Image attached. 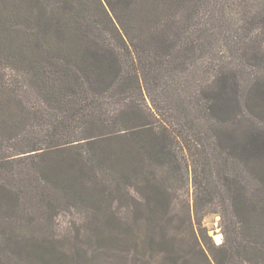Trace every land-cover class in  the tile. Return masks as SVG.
<instances>
[{"label":"trees","instance_id":"obj_1","mask_svg":"<svg viewBox=\"0 0 264 264\" xmlns=\"http://www.w3.org/2000/svg\"><path fill=\"white\" fill-rule=\"evenodd\" d=\"M18 1L35 9L30 11H34L32 21L39 33L33 34L35 57L29 59L25 70L19 69L25 75V86L12 87L5 79L7 74L0 78V239L7 242L16 237L14 221H25V200L31 197L41 202L45 188L64 191L58 182L46 181H53L47 175L53 171L45 169L46 164L36 168L33 177L25 175L24 179L19 161L30 158L40 163L45 155L73 151L75 144L120 137L128 147L121 150V161L128 166L120 173L124 171L123 179H135L140 201L149 205L155 198L153 202L160 204L159 198L152 196L150 178H155V165L178 174L189 169L195 188L203 193L197 198L209 194L211 201L220 202L224 214L231 213L237 241L232 255L244 264H264V102L257 108L258 103H250L254 96L264 97V86H253V80L264 78V74L243 79L247 85L243 91L233 78L235 63L246 66L253 61L257 69L264 68V0H119V8L109 3L106 9L101 2L104 16L101 7L93 8V12L76 8L72 13L65 7L69 0H57L50 5L59 4L57 10L63 12L61 17H48L50 21L40 17L43 11L39 8L44 7L39 4L41 0ZM140 6L148 12L139 11L132 20L129 13L137 12L135 8ZM157 7L167 11L151 15ZM102 19L112 29L107 41L94 46L93 36L85 33V28L95 29ZM46 30H50V42L42 40ZM71 33L78 38L74 55L59 48L50 50L52 41L66 46ZM227 35L232 37L230 41H226ZM233 41H240V47L228 49L227 42ZM225 48L231 59L220 62L218 57L224 55ZM196 50V58L203 60L201 70L188 68V74L181 68L175 70L187 58H195ZM150 89L158 91L153 94L157 99L150 97L152 105L144 99ZM101 95L114 105L105 109L98 100ZM224 95H232L247 116L259 117L261 136L254 133L233 144L216 135V130L226 127L218 106ZM11 101L18 106L16 117L7 115ZM194 101L201 102L205 112L203 125L199 124L204 131L198 133L192 122L183 123L190 117L184 121L170 119L179 107ZM225 112L230 119L235 117L232 111ZM78 123L86 130L82 137L74 132ZM183 148L188 154L179 155ZM252 178L256 179L254 187L250 185ZM161 185L158 196L167 189ZM30 191L37 195L32 197ZM157 241L170 249L165 239ZM23 246L31 255L40 256L41 247L38 249L34 241H25Z\"/></svg>","mask_w":264,"mask_h":264},{"label":"rangeland","instance_id":"obj_2","mask_svg":"<svg viewBox=\"0 0 264 264\" xmlns=\"http://www.w3.org/2000/svg\"><path fill=\"white\" fill-rule=\"evenodd\" d=\"M55 1L57 0H41L39 4L44 5L39 8L43 11L40 16L42 19L50 21L48 18L50 16L61 17L63 11L57 10L59 4L50 5ZM118 1L69 0L65 7L67 10L72 9V13L76 8L93 12V8L101 7L103 15L105 14L103 7L109 9V3L116 5ZM122 1L124 3V0ZM74 4L77 5L74 7ZM120 5L122 4H118L117 8ZM135 9H138L137 12L129 13L132 20L140 15L139 11L144 14L148 12L147 8L142 6ZM30 10L35 11L34 8L29 9L28 3L24 5L18 0H0V78L7 74L5 79L12 87L21 84L25 86V75L21 74L20 70H25L29 59L35 57L36 44L33 34L39 32L32 21L34 11L32 13ZM153 10L151 15L158 16L167 11V8L157 7ZM46 13L50 15L47 16ZM100 16L101 14L98 15V19ZM102 21L103 23H96L97 27L93 30L90 27L85 28V33L92 34L94 46L101 45L103 39L107 41L109 31L112 29L106 19ZM216 31H219L218 26ZM49 32L50 30H46L42 40L51 41L48 38ZM64 33H67L66 29ZM74 34H69L70 42H67L66 46L52 41L50 50L55 51L59 48L60 51L71 52L70 55H74V42L78 39ZM66 37L65 41L68 39V36ZM262 37L264 39V34ZM225 38L226 41L232 39L230 35ZM227 43L228 49L238 45L240 47V41ZM228 49L225 48L224 57H218L219 53L216 54L220 62L231 59ZM193 54L195 58H187L188 60L177 65L175 70L180 71L181 68L187 74L188 68L192 72L201 70L203 60L201 57L196 58L198 50ZM234 68L233 78L236 81H233L238 83L242 91L244 86H247L246 81L242 80L248 79V75L264 74V68L257 69L253 61H249L246 66L235 63ZM180 76V80L184 82V76ZM257 84L260 87L264 86V78L254 79L253 86ZM145 92H149L144 93L146 103L152 105L151 98L157 99L158 91L150 89ZM236 94L240 95V90H237ZM262 98L254 96L250 103H258L256 107L254 106L257 108L263 104ZM19 99L24 101L21 97ZM98 100L103 101L105 109L114 105L104 95L99 96ZM201 106L202 103L197 101H194V104L185 103L175 112V117L171 115L170 119L184 121L190 117L183 123L188 122L189 125L192 122L195 133L204 131L199 126L203 125V115L205 116ZM218 106L223 110L222 119L225 118L223 126L226 127L216 130V135L224 142L239 144L254 133L261 136V130L257 126L259 117L247 116L249 115L247 112L237 107L232 95H224ZM225 111H232L235 117L230 119L229 113ZM18 112L17 104L9 102L7 115L16 117ZM141 113L145 115V112ZM262 119L264 120V117ZM232 125L234 126L231 127ZM85 131L80 123L74 125V132L80 137ZM79 136L76 135L75 138ZM88 143L89 141L75 144L73 151L61 150L45 155L40 163L37 162L38 159L30 158L19 161L21 164L19 167H23L21 171L24 179L26 176L33 177L36 168L40 169L39 166L46 164L45 169L47 167L53 171V174H47L53 181L47 179L46 181L56 184L58 182L64 191L57 189L56 192H51L45 188L41 202L37 203L31 197L25 200L22 207L27 210L25 219H22L25 221H14L16 237H11L7 242L0 239V264H244L240 257L233 256L237 241L234 239L236 230L231 213L228 211L224 214L220 202L211 201L209 194L207 197L204 195L201 199L197 198L200 197L202 190L198 191L195 188L189 169L178 174L176 171L165 170L163 166L152 167L155 173V178H150L154 189L152 196L159 198L160 204H156L157 201L153 202L155 199L153 198L147 205L140 201L135 179H123L124 171L120 173V169L127 170L128 166L121 161L122 148L124 150L128 148L124 146L122 138ZM186 154L188 152L184 148L179 151V155ZM90 155L95 158L90 159ZM29 181L31 183L32 179ZM250 181V185L254 187L256 179L252 178ZM161 184L166 185L167 189L158 196V187L162 186ZM31 195L33 197L37 194L32 192ZM215 197L217 195L213 196ZM159 239H165L170 249L161 246L157 241ZM25 241L29 243L34 241L38 249L41 247L39 257L28 253L27 247L23 246Z\"/></svg>","mask_w":264,"mask_h":264}]
</instances>
